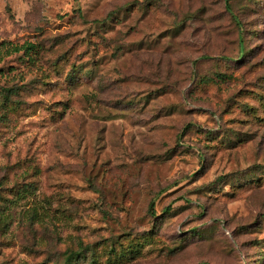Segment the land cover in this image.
I'll list each match as a JSON object with an SVG mask.
<instances>
[{"label":"rangeland","instance_id":"obj_1","mask_svg":"<svg viewBox=\"0 0 264 264\" xmlns=\"http://www.w3.org/2000/svg\"><path fill=\"white\" fill-rule=\"evenodd\" d=\"M8 91L0 264H264V0H0Z\"/></svg>","mask_w":264,"mask_h":264},{"label":"trees","instance_id":"obj_2","mask_svg":"<svg viewBox=\"0 0 264 264\" xmlns=\"http://www.w3.org/2000/svg\"><path fill=\"white\" fill-rule=\"evenodd\" d=\"M1 47L5 48L4 54L6 55H12V54L23 51L25 57L29 58L30 60H34L35 59L34 56L38 55V52H39L38 47L35 44H31V43H25L23 46H18V45H14L11 43H7V44H2ZM33 52H35V54H32ZM244 55L245 53H243L241 58L244 57ZM8 94H9V91L8 93L0 92V101L1 102L8 101L9 99Z\"/></svg>","mask_w":264,"mask_h":264}]
</instances>
